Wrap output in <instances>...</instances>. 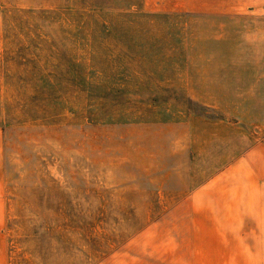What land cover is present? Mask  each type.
<instances>
[{
	"label": "rangeland",
	"instance_id": "1",
	"mask_svg": "<svg viewBox=\"0 0 264 264\" xmlns=\"http://www.w3.org/2000/svg\"><path fill=\"white\" fill-rule=\"evenodd\" d=\"M0 232L8 264H264V0H0Z\"/></svg>",
	"mask_w": 264,
	"mask_h": 264
},
{
	"label": "crops",
	"instance_id": "2",
	"mask_svg": "<svg viewBox=\"0 0 264 264\" xmlns=\"http://www.w3.org/2000/svg\"><path fill=\"white\" fill-rule=\"evenodd\" d=\"M203 246L207 249H200L198 250V254H192L189 251L192 247L191 243H186L185 241L177 242V243H158V247L162 246L164 248L167 246L168 250L172 249L174 251L173 254L169 255L170 257L164 258L160 255H156L155 257L152 256L154 262L147 263V264H240V263H233V254H230L229 257H225L224 249L225 247H229L228 243L224 242V238L222 239H214V241L202 243ZM238 245V244H237ZM214 247V248H213ZM186 249H188L189 253H186ZM213 249H218L220 254L214 253L209 258V254H203V251H210L213 252ZM212 250V251H211ZM177 251H182V257L177 255ZM210 253V254H211ZM159 256V257H158ZM197 257V259H195ZM8 239L6 234L0 232V264H8ZM158 260L159 262H155ZM113 264H145V263H133V260L129 262L123 261L118 259L117 263ZM243 264H250L243 263ZM254 264V263H252Z\"/></svg>",
	"mask_w": 264,
	"mask_h": 264
}]
</instances>
